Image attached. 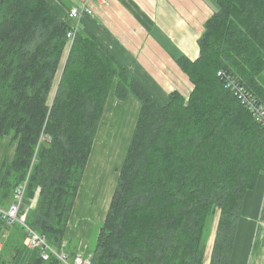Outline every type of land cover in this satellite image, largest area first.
Segmentation results:
<instances>
[{"label": "trees", "instance_id": "16d2710c", "mask_svg": "<svg viewBox=\"0 0 264 264\" xmlns=\"http://www.w3.org/2000/svg\"><path fill=\"white\" fill-rule=\"evenodd\" d=\"M198 57L175 58L193 86L158 103L85 28L47 0H0V210L24 186L25 225L62 247L107 100L139 111L94 244L92 264H229L247 192L264 175V128L227 89L231 77L264 106V0H215ZM69 11V10H68ZM188 102L185 105V102ZM87 169V168H86ZM25 227L0 213V264H15ZM25 264H61L35 257Z\"/></svg>", "mask_w": 264, "mask_h": 264}, {"label": "crops", "instance_id": "0c3cea01", "mask_svg": "<svg viewBox=\"0 0 264 264\" xmlns=\"http://www.w3.org/2000/svg\"><path fill=\"white\" fill-rule=\"evenodd\" d=\"M47 1L62 17L66 16L68 10L74 5V0ZM214 1L108 0V3L103 6H97L92 2L89 6L93 15L83 16L78 23H72V26L77 25V30L87 29L152 98L163 104L168 100L170 93L176 91L187 99L193 89L188 76L178 67L175 58L184 55L190 60H195L198 57L197 42L203 33L204 23L214 12ZM257 81L264 89V71L258 76ZM113 90L114 86L100 123L115 122L121 115L119 112L117 117V109H121L125 104L121 123L125 126L134 125L139 111L138 103L132 97H128L124 102L117 101ZM131 102H136L135 104L138 105L135 114L133 109L135 105ZM99 132L103 130L98 129L96 136ZM118 138L127 139L123 132L119 133ZM128 138L130 139L129 136ZM11 146L13 153L11 157H8L5 155L8 154L7 147L2 142L0 167L3 162H11L15 144L12 143ZM92 154H90L91 157ZM91 157H89L90 160H92ZM108 181L107 175L105 182L108 184ZM80 189L67 224L64 237L66 243L77 238L74 236L77 218L85 212L82 208L85 191L77 205ZM112 190L108 194L110 198L108 203L112 197ZM91 205H96L94 199ZM107 209L108 207L105 214L103 211L99 212L100 219L105 218ZM79 244H77L78 250H81L82 247ZM34 257L35 251L25 247L18 255L15 264H25ZM229 264H264V175L259 178L254 190L247 192L244 196Z\"/></svg>", "mask_w": 264, "mask_h": 264}, {"label": "rangeland", "instance_id": "374dc122", "mask_svg": "<svg viewBox=\"0 0 264 264\" xmlns=\"http://www.w3.org/2000/svg\"><path fill=\"white\" fill-rule=\"evenodd\" d=\"M135 103L131 102L132 105H135L133 108L134 114L137 111L136 107L138 106ZM125 106L126 105L124 104L122 105L121 109H117V117L119 112H121V115L115 122H107L106 124L100 123L98 126V129H102L103 132H99L98 136H96V140L92 149L93 154L91 153L92 157L90 156L92 160H90L89 164L87 163L89 167L87 166V169L85 171L83 182L81 184L79 200H77L78 205L85 191V199L83 202L84 205L82 207L85 212L84 214H81L79 218H77L74 232V236L77 238L74 239L75 241L71 242L70 244L71 250L75 252V248L73 249V247L76 244L80 243L79 246L82 248L81 250H78L77 247L78 251L76 250V254H82V252L85 253L86 248L94 244L98 229L103 222V219H100V216H98V214L102 211L103 214H105V210L109 205L108 202L110 199L108 197V194H110L113 186L115 187L116 185L118 174L117 170L119 169L122 162L123 153L126 152V147L128 145L127 139L129 140L128 136L130 137V132L132 130L131 126L134 127V125L125 126L124 123H121V121L123 120L122 116L125 112ZM120 132H123L124 137H127L126 140H124L125 138L123 140H120L118 138ZM3 142L4 146H6L8 150V154L5 155L11 157L13 153V147L11 146L12 143L10 142V139L5 138ZM107 175L109 180L108 184L107 182H105ZM88 191H91V193H89ZM113 191L114 188L111 194L113 193ZM93 199L97 208L91 205L93 203ZM92 207L93 210H91ZM216 221L217 220L213 218L212 221L209 222V224L212 226L210 229L209 239L207 241V257L205 260V264H208L209 262V256L213 244V236L216 229ZM68 253L70 254L71 252L69 251Z\"/></svg>", "mask_w": 264, "mask_h": 264}, {"label": "built area", "instance_id": "2783aa9c", "mask_svg": "<svg viewBox=\"0 0 264 264\" xmlns=\"http://www.w3.org/2000/svg\"><path fill=\"white\" fill-rule=\"evenodd\" d=\"M95 3L97 6H103L108 3V0H74V5L68 11V17L72 23H78L83 16H92L93 11L90 8V3ZM77 31V25L72 26L71 31L67 34L68 39L72 42ZM225 80L227 89H229L240 100L242 105L251 113L254 120L264 128V106L259 105L254 100L253 96L240 86L237 81L231 77L224 76L218 73ZM24 193V186H21L14 195V201L4 211L0 210L2 219L8 226L18 223L25 227L27 231V238L24 241V247L34 250L44 261L49 260L51 257L57 259L61 264H92V257L90 254H74L70 255L63 249L54 248L44 237L38 235L33 230L25 225V216L28 209L21 213V203ZM66 242L63 241L62 247H65ZM2 245L0 243V250Z\"/></svg>", "mask_w": 264, "mask_h": 264}, {"label": "water", "instance_id": "95a60500", "mask_svg": "<svg viewBox=\"0 0 264 264\" xmlns=\"http://www.w3.org/2000/svg\"><path fill=\"white\" fill-rule=\"evenodd\" d=\"M187 104H188V102L186 101V102H185V105H187Z\"/></svg>", "mask_w": 264, "mask_h": 264}]
</instances>
